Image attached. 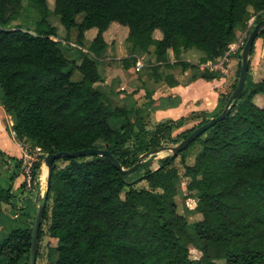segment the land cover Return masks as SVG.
Here are the masks:
<instances>
[{"label":"trees","instance_id":"16d2710c","mask_svg":"<svg viewBox=\"0 0 264 264\" xmlns=\"http://www.w3.org/2000/svg\"><path fill=\"white\" fill-rule=\"evenodd\" d=\"M23 7L39 18L33 32L8 28ZM48 12L59 18L64 39L75 32L78 45L86 41V32L96 31L87 52L80 50L77 59L63 55L52 39L57 29L48 23ZM253 17L256 23L264 19V0H0V104L14 120L15 139L42 150L34 186L46 155L107 149L122 168H131L143 154L177 145L223 110L191 114L200 122L176 136L187 118L149 129L141 109L114 105L98 89V62L109 46L121 42L128 48L126 64L153 57L150 71L167 87L177 82L169 74L158 76L159 69L176 66L170 56L196 51L199 63L180 61L181 70L193 71V80L212 81L217 73L200 65L220 61ZM109 30L114 32L105 37ZM259 38L264 40V30ZM253 52L254 46L250 56ZM150 96L145 90L146 99ZM12 162L20 170V161ZM182 177L188 196L197 197L194 212L201 216L191 234L176 203ZM141 182L147 187L138 188ZM10 191L0 175V211L12 208ZM33 218L8 227L0 263L28 264ZM44 236L56 241L48 264H264V70L254 82L249 66L231 113L134 181L121 177L105 157L56 161L39 244ZM189 245L199 258H189Z\"/></svg>","mask_w":264,"mask_h":264},{"label":"crops","instance_id":"0c3cea01","mask_svg":"<svg viewBox=\"0 0 264 264\" xmlns=\"http://www.w3.org/2000/svg\"><path fill=\"white\" fill-rule=\"evenodd\" d=\"M115 29L117 30V28ZM112 31L113 30H111V32ZM111 32L109 30L105 37L109 36ZM95 34V30L86 32L85 40L87 42L91 41ZM254 52L258 55L256 58L258 63L262 62L264 60L263 39L259 38L255 41ZM254 52L252 58L255 57ZM193 54L192 52L188 55L182 54L180 60L190 62V56ZM128 56V50L125 48V45H122L121 42H115L102 53L99 62L104 60V62H106L104 65L108 66L112 63L111 61L116 62L121 60L124 62L127 60ZM149 58L153 64V57ZM172 59L173 58L170 56L171 64L176 61ZM124 66L126 67L125 62ZM147 66L149 65L145 64L141 69L136 66V69L130 71V78L128 80H126L124 74L123 77L117 80L118 83L116 88L110 87L112 81L116 79V77L111 76V69L105 71L104 76H102L103 72L102 74L99 73L101 76V83L98 89L112 104L120 107L136 106V108L141 109L140 115L143 118L147 120L150 118L154 120V123L164 120L177 121L181 118H187L191 114L203 113L207 116L214 115L221 109L223 95L228 94L230 89L229 85L232 81L226 77H220L212 81H205L203 79L193 80L187 71L182 74L169 71V75H173L177 84L172 87H167L165 85L160 86L163 82H161V80L156 81L152 79L148 71L144 72L142 75L138 74V72ZM107 68H109V66ZM229 69L232 70L230 75H233L234 62L230 64ZM159 74L162 75V70H159ZM145 90L151 92L149 100L145 97ZM13 124L14 120L12 116L7 114L0 104V175L5 182V188H9L12 194L10 200L12 208L5 206L4 209L0 211V234L3 233L4 229L7 227L6 225L10 223H25L28 218L34 216L44 189V182H41L43 170L41 172L39 184L34 186L31 192L25 191L22 187V175L20 170L14 168V163L12 162V159L19 161L21 157L19 141L15 139L12 131ZM4 162H6V164H4ZM4 238L5 237H3V239Z\"/></svg>","mask_w":264,"mask_h":264},{"label":"rangeland","instance_id":"374dc122","mask_svg":"<svg viewBox=\"0 0 264 264\" xmlns=\"http://www.w3.org/2000/svg\"><path fill=\"white\" fill-rule=\"evenodd\" d=\"M24 4H25V2H24ZM48 6H49V8H52L51 2L48 3ZM38 19L39 18L35 12H33L31 9L23 7L21 9V11L19 10L18 12H16V14L10 19V22L8 24V28L20 27L23 30L33 32ZM47 20L51 26H54L57 29V37L52 38V39L54 41L58 42V46H59V48L62 51L64 56H66L67 58H70V59H77L78 58V52L80 50L87 52L88 47H89V42L83 41V43L81 45H78L77 41H76L75 32L71 31L69 37L64 39L65 32L60 25L59 18L56 15H54L53 12H48ZM255 23H256V17L249 19L246 22L247 27L244 30L238 31L236 33L237 34L236 39L238 41L241 40L245 44V41L248 37V34L253 29V26ZM110 40H111V37H109V41ZM125 48L128 50V48L126 46H125ZM193 53L195 55L193 54L192 56H190V62H188V64H198L199 63V60H200L199 56L200 55L196 51H193ZM238 53H239V51L230 52L229 56L227 57V62L225 64L226 74H221V73H219V71H213V72L217 73L218 78L226 77L229 80H232L231 84L229 85L230 89H229L228 94L232 91V85L234 83L235 75H236L237 70H238V62H239ZM181 56H182V54L179 55L178 59H175L172 56V58H173L172 60H174V61L176 60V61H175V63H173V64L170 63V64L176 65V66L172 70L161 69L162 70V76L169 74V71H175V73H177V74H182L183 72L187 71V72H189V76L192 77L193 71H191V70L182 71L181 70V68H180V61H182V60H180ZM257 56L258 55L256 53H255V57L252 58V56H251L250 76H251L252 81H258L259 79H261L262 74H263V70H264L263 69L264 68V60L262 62L258 63V61L256 60ZM111 62L112 63H110L108 65L109 68H107L108 66L104 65V63H106V62H104V60L102 62H98V71L101 74L103 72L102 76H104L105 71H109L108 69H111L110 70L111 76L116 77V79L115 80L113 79L114 81H112V83H111V86H110L111 88L117 87V83H118L117 80L120 77H123L124 74L126 76V80H128L130 78V71L132 69H136V66H137V68L141 69L145 64H148L149 66L144 67V69H142L140 72H138V74L142 75L144 72L148 71L150 73V76L152 77V79H154V80L157 79V76H154V74L152 75L153 72L150 71L151 61H150L149 56L144 55V57H135V59L130 60V62L126 64V67L124 66V62L121 60L116 61V62H114V61H111ZM233 62H234L233 75H230V72L232 70L229 69V66ZM206 64L207 63L200 65V69L204 68L206 66ZM228 70H230V71H228ZM158 74H159V72L157 73V75ZM76 76L79 77L78 74H74V79H76ZM158 76H160V75H158ZM161 82H162V80H161ZM164 85L167 86L165 83H161L160 86H164ZM99 88H101V87H99ZM1 93L2 92L0 89V96H1ZM228 94L223 95V100L225 98H227ZM225 105H222L221 109H223L225 107ZM164 121H166V120H164ZM161 122H163V121H161ZM199 122H200L199 120L198 121H195V119L192 120L191 117L188 116L187 119L185 120V123L183 125H181L177 129L176 132H174V136L184 132L185 130L190 129L191 127L197 125ZM146 123H147L148 128L151 129L155 124H157L159 122L154 123V120H151L149 118L148 120H146ZM173 146H175V145H167L166 147H173ZM99 147L102 148L103 145H99ZM169 155H170V152L162 151V152H159V153L147 158L144 161V163L141 164L144 167L140 168L138 171H135L134 173H132L130 175H127L126 180L134 181V180L140 178L148 170H155L159 166V164ZM177 162L178 161H176V164H177ZM192 162H193L192 157L187 158V164H192ZM62 165H63L62 162L58 163V166H62ZM42 166H43V164H42ZM178 170H179L180 175L182 176V174H183L182 168L178 166ZM41 182L42 183L45 182V167L44 166H43V174H42V181ZM186 184H187V180L182 177L180 180V183H179V187H178V195L176 197V203L178 206V213L185 217L186 222L188 224L187 230L191 234V233H193L192 224L199 221L201 219V216L194 212L197 197H196V195H194L192 197L188 196V193L186 191ZM1 185L3 188H5V182L2 178H1ZM137 187L138 188H146L147 186H146L145 182H141L137 185ZM11 225H12V223L6 225L7 227L4 229L3 233L0 234V242L2 241L3 237L7 236V231L9 230L8 227H10ZM55 245H56L55 240L49 238L48 236H44L42 238L40 244L38 243L36 264H48V262L50 260L54 259L55 254L53 252V248L55 247ZM188 249H189V258L191 260H195L201 256V254L197 251V249L193 245H189ZM0 264H3V263H0ZM21 264H25V261H23ZM217 264H224V262H218Z\"/></svg>","mask_w":264,"mask_h":264},{"label":"water","instance_id":"95a60500","mask_svg":"<svg viewBox=\"0 0 264 264\" xmlns=\"http://www.w3.org/2000/svg\"><path fill=\"white\" fill-rule=\"evenodd\" d=\"M264 30V19L258 21L254 26L251 32L249 33L246 42L242 48L240 57V70H239V75H238V81L237 85L232 91L225 107L223 110L215 117L209 119V121L199 127H197L187 138L182 140L180 143L173 147H161L156 150H150L149 152L143 154L140 156L139 161L131 168L124 169L122 166L119 164L116 158H114L110 152L107 149H99V148H91V149H85L77 152H59L56 154H50L46 155L44 160H43V166L46 169V177H45V186L43 189L42 197L40 200L39 205L37 206V209L34 214L33 218V223L31 227V241H30V251H29V256H28V264H36V257H37V250H38V232L40 229L41 221H42V216L46 207L47 199H48V194H49V189H50V181H51V176L53 172V164L62 159L63 157L66 158H82V157H105L107 158L111 164L114 166V168L119 172L121 177H125L127 175H130L136 171V169L144 163V161L159 153V152H170L171 157L177 156V154L181 151H183L187 145L191 142H193L196 138L204 134L208 129L213 127L217 122L225 119L232 111L233 107L236 105L238 102V98L241 95L245 83L247 81V76H248V70L250 66V55H251V50L254 46V42L259 34L260 31Z\"/></svg>","mask_w":264,"mask_h":264},{"label":"built area","instance_id":"2783aa9c","mask_svg":"<svg viewBox=\"0 0 264 264\" xmlns=\"http://www.w3.org/2000/svg\"><path fill=\"white\" fill-rule=\"evenodd\" d=\"M244 42L241 40L233 43L230 46L228 52H226L223 58L218 62H207L206 66L201 69H208L209 71H219L221 74H226L225 64L227 62V57L230 52L239 51L243 48ZM13 135L15 136L14 132ZM21 149V157H20V173L23 178L24 190L27 192H31L34 189V176L33 170L34 166L40 162V157L42 156L41 148L35 146L32 147L27 142H19Z\"/></svg>","mask_w":264,"mask_h":264},{"label":"bare ground","instance_id":"6f19581e","mask_svg":"<svg viewBox=\"0 0 264 264\" xmlns=\"http://www.w3.org/2000/svg\"><path fill=\"white\" fill-rule=\"evenodd\" d=\"M45 177H46V169H45Z\"/></svg>","mask_w":264,"mask_h":264}]
</instances>
